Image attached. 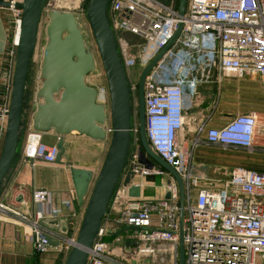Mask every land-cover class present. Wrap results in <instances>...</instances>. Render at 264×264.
Here are the masks:
<instances>
[{"label":"built area","instance_id":"obj_1","mask_svg":"<svg viewBox=\"0 0 264 264\" xmlns=\"http://www.w3.org/2000/svg\"><path fill=\"white\" fill-rule=\"evenodd\" d=\"M11 6V22L14 25V45L22 22V9L15 6L23 0H6ZM67 10L74 11L81 24L89 22L86 17L87 0H63ZM53 0L47 8H57ZM48 5V3H47ZM110 22L117 32L119 53L128 73L136 62L145 67L151 59L173 38L179 23L182 31L161 62L148 75L145 83L146 133L152 149L167 161L182 177L185 189L184 244L186 264H264V170L233 167L228 175H199L193 173V150L200 144L234 146L255 149L258 132V116L254 112L234 116L223 127L199 128V134L191 144L182 135L185 112L191 106V91L196 81L183 75L190 59L197 63L217 61L222 71L244 72L260 75L264 83V0H188L186 13L181 16L175 5L163 0H111ZM130 30L146 40L145 44L132 46L122 33ZM14 52V51H13ZM16 54V52H15ZM170 63L177 78L164 82L158 77V69ZM105 77L103 67L94 71ZM7 85L12 89L13 76L5 73ZM95 86L99 102L109 105L110 91L106 79ZM11 84V88H10ZM136 94L138 84L130 81ZM9 102L0 104L1 127L6 128ZM107 134L113 129L106 127ZM42 132L33 129L22 148L25 160L43 158L54 161L59 148L48 149L41 143ZM133 141L128 157V169L116 185L109 210L117 212L114 222L119 226H132L128 238L138 248V256L151 258L164 252L154 242L169 243L173 264H179L180 236V187L175 176L168 170L147 168L140 164V133L138 113L132 126ZM204 134V135H203ZM134 136H137L136 142ZM136 143L137 145H135ZM132 173L130 182L127 175ZM168 176L161 188L165 195L146 197L131 195L134 177ZM146 187V183H140ZM139 185V184H138ZM170 193V197L166 195ZM33 201L38 206L35 219L28 214L0 203V212H12L20 223L32 222L27 238L39 252H46L45 235L53 236L51 230L41 223L47 216L56 217L60 208L51 204V193L44 188L33 191ZM70 205L69 201H66ZM47 209H43V206ZM108 215V213H107ZM106 215V217H107ZM105 217V219H106ZM4 219L3 217H0ZM103 220L99 233L89 250L87 264H118L113 258L105 236L109 227ZM76 237L67 238L62 249L69 252ZM142 255V256H141ZM164 259V258H162Z\"/></svg>","mask_w":264,"mask_h":264},{"label":"water","instance_id":"obj_2","mask_svg":"<svg viewBox=\"0 0 264 264\" xmlns=\"http://www.w3.org/2000/svg\"><path fill=\"white\" fill-rule=\"evenodd\" d=\"M188 0H180L178 12L185 15ZM111 0H90L86 17L92 27L97 53L90 44L81 19L74 11L47 8L48 0H23L15 6L22 9V22L16 46V62L10 96L5 141L0 155V186L18 155L22 140V118L28 72L34 56L43 14H46L47 43L43 50L41 67L42 84L37 91V108L32 128L39 132L54 130L59 135L56 146L60 161L66 151L65 136L78 132L92 139L109 140L103 165L97 174L90 169L71 166L72 179L79 201L87 197L86 211L75 242L68 252L64 264H87L100 226L105 219L114 190L119 182L131 150L132 126L138 113L139 133L142 147L138 151L139 163L147 168L163 167L172 173L180 187V236L179 264H186L184 244L185 189L180 174L150 146L146 133L145 83L148 75L164 58L179 37L183 24L179 23L173 38L144 67L138 81L137 100L134 98L128 70L119 53L118 35L109 18ZM11 2L0 0V8H9ZM8 38L3 18L0 17V51ZM122 38L130 45L146 43L138 34L125 30ZM99 57V58H98ZM99 59L105 71L110 91V103L98 100V88L87 82ZM135 99V100H134ZM110 125L112 133L107 134ZM127 175L126 182H130ZM140 188L132 186L130 194L140 196ZM170 197V193L166 195ZM126 226L122 230H128ZM48 245L59 252L61 240L45 235ZM51 249V248H50ZM49 249V250H50Z\"/></svg>","mask_w":264,"mask_h":264},{"label":"crops","instance_id":"obj_3","mask_svg":"<svg viewBox=\"0 0 264 264\" xmlns=\"http://www.w3.org/2000/svg\"><path fill=\"white\" fill-rule=\"evenodd\" d=\"M163 1L175 5L176 0ZM58 9L67 10L66 8ZM10 14V10L0 8V17L3 18L8 35L4 49L0 51L1 105L10 101L11 89L7 85L5 73L10 72L13 76L16 62L15 29ZM43 50L44 46L42 55ZM188 67L189 69L183 72V75L196 81L195 88L190 89L188 85L185 88L192 94V103L185 112L182 130L188 145L199 134V128L202 125L205 128L223 127L234 116L250 112L257 114L259 122L255 137L256 147L253 150L207 144L194 147L192 164L196 173L205 176L214 171L224 175L225 170L230 169L231 166L264 169V83L261 76L222 71L217 61H211L208 64L197 63L194 58L190 59ZM40 73L39 71L34 75L30 95L25 96L22 140L18 146V155L0 186V203L28 214L30 219H35L38 206L33 201V191L39 188L47 189L51 193V204L60 208V213L56 217L47 216L41 220V223L49 228L53 237L61 240L64 245L67 238L77 236L87 206V197L82 203L78 199L71 166L90 169L96 177L103 165L110 143L109 140L92 139L73 132L65 136L66 151L60 161L56 159L47 161L41 157L25 160L21 152L29 133L33 132L32 122L38 104L36 94L42 84L39 82ZM5 133L6 128L0 125V155L4 146ZM40 134L41 143L48 149L56 146L59 135L54 130ZM148 178L136 176L135 184L132 186H138L140 193L143 192L146 196L158 195L157 193L146 194ZM140 183H146V187L141 188ZM66 201H69L70 205H67ZM43 209H47L46 205ZM116 215L115 210H109L105 219L109 224V230L105 236L108 247H136L135 243L128 238L132 232L131 229L119 233L126 226L115 224ZM0 217L4 218H0V264L65 263L68 254L66 250L57 252L51 248L46 252H39L35 244L27 238L32 230V222L22 224L19 217L12 212H0Z\"/></svg>","mask_w":264,"mask_h":264},{"label":"rangeland","instance_id":"obj_4","mask_svg":"<svg viewBox=\"0 0 264 264\" xmlns=\"http://www.w3.org/2000/svg\"><path fill=\"white\" fill-rule=\"evenodd\" d=\"M52 1L53 0H48V5H47L48 7L50 6L49 4L52 3ZM55 6L58 8H64L66 7V3L63 0H56ZM47 23H48V18L46 14H43L41 18L35 53H34V56L31 60L30 67H29L26 97L30 95V92L33 86L34 75L39 73V71L41 72L42 60H43L42 47L45 46L48 40L47 33H46ZM85 26H86V33H88L90 36V44L93 46L94 51L97 53V47H96V43L93 37L92 27L89 22H87ZM99 64H100V67H103L100 59H99ZM170 67L171 66H170L169 61L166 60L165 64L162 65L156 72L157 73L156 77H158V79L164 82H170L174 80L175 78H177V74L174 73ZM143 69L144 67L140 65L139 62H136L133 66L130 67V73H128V77L130 81L134 83L135 85L138 84V81H139V78H140V75ZM104 79L107 80L106 76L102 77L101 79L100 77H98V75H96L95 72L87 76V82H89L90 84H100L101 82H104L103 81ZM39 82L40 83L42 82L40 76H39ZM135 93L136 94H133V96L137 100V92ZM136 140H137V136H134V141L136 142ZM134 144L137 145L136 143ZM141 147H142V143H140V148ZM232 168L233 166H231L230 169L225 170L226 173L224 175L223 173H216L214 171L212 173H209L208 175L209 176L210 175H213V176L222 175V177H225L226 175H228L229 171ZM193 173H196L194 168H193ZM128 175L132 176V173H129ZM148 180L149 181H148V187L146 190V194L152 195V194L157 193L160 197H163L165 195V191L161 188V184L164 182V180L168 181L169 177L168 176L163 177V176L157 175L154 177H149ZM146 197H151V196H146ZM154 246H156V248H159V249H165L164 252H159L156 255H154V264H173L174 258H172L171 251H170L171 245L169 243H158V242L155 243L154 242ZM109 248L110 250L115 249L113 258L117 260L118 264H153L151 258H146L144 257V255L143 256L141 255L142 257L138 256L139 252H138L137 247H109Z\"/></svg>","mask_w":264,"mask_h":264},{"label":"trees","instance_id":"obj_5","mask_svg":"<svg viewBox=\"0 0 264 264\" xmlns=\"http://www.w3.org/2000/svg\"><path fill=\"white\" fill-rule=\"evenodd\" d=\"M89 1H90V0H87V5H88ZM179 1H180V0H176V1H175V8H176V9L179 8ZM109 8H110V5H109ZM108 12H109V10H108ZM22 124H23V121H22ZM128 157H129V156H128ZM128 166H129V165H128V163H127V165L125 166L124 172L127 171ZM162 168H163V167H162ZM164 169H165V168H164ZM258 170H259V169H258ZM260 170H264V169H260Z\"/></svg>","mask_w":264,"mask_h":264},{"label":"bare ground","instance_id":"obj_6","mask_svg":"<svg viewBox=\"0 0 264 264\" xmlns=\"http://www.w3.org/2000/svg\"><path fill=\"white\" fill-rule=\"evenodd\" d=\"M17 39L19 38V34H17V37H16Z\"/></svg>","mask_w":264,"mask_h":264}]
</instances>
